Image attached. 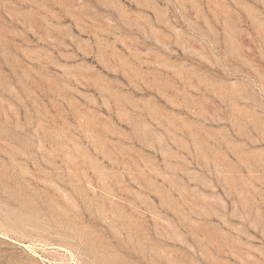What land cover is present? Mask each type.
<instances>
[{
	"label": "rangeland",
	"instance_id": "374dc122",
	"mask_svg": "<svg viewBox=\"0 0 264 264\" xmlns=\"http://www.w3.org/2000/svg\"><path fill=\"white\" fill-rule=\"evenodd\" d=\"M0 264H264V0H0Z\"/></svg>",
	"mask_w": 264,
	"mask_h": 264
}]
</instances>
